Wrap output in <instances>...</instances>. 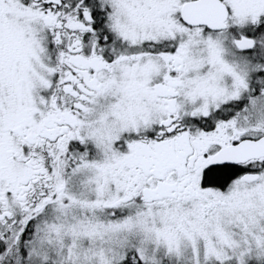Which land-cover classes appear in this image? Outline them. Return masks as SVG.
Here are the masks:
<instances>
[{"label": "snow or ice", "instance_id": "6c2138e0", "mask_svg": "<svg viewBox=\"0 0 264 264\" xmlns=\"http://www.w3.org/2000/svg\"><path fill=\"white\" fill-rule=\"evenodd\" d=\"M0 264H264V0H0Z\"/></svg>", "mask_w": 264, "mask_h": 264}]
</instances>
